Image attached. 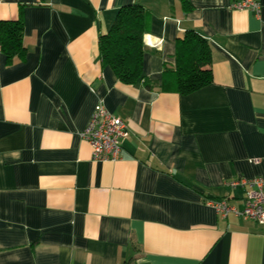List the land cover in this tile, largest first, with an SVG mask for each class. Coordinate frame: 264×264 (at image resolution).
<instances>
[{"label":"crops","instance_id":"0c3cea01","mask_svg":"<svg viewBox=\"0 0 264 264\" xmlns=\"http://www.w3.org/2000/svg\"><path fill=\"white\" fill-rule=\"evenodd\" d=\"M0 0L22 16L23 60L0 52V264H264V225L222 219L205 200L241 211L264 179V0ZM148 14L143 75L121 84L98 38L116 12ZM197 33L212 83L161 90L175 42ZM127 124L120 160L94 161L81 139L95 106Z\"/></svg>","mask_w":264,"mask_h":264},{"label":"trees","instance_id":"16d2710c","mask_svg":"<svg viewBox=\"0 0 264 264\" xmlns=\"http://www.w3.org/2000/svg\"><path fill=\"white\" fill-rule=\"evenodd\" d=\"M148 14L138 4L120 8L108 32L98 38L101 65L109 67L124 85L150 84L143 75V36L148 25ZM0 52L7 63L23 60L22 16L16 21H0ZM210 46L197 33L186 31L175 42V66H164L161 90L188 95L212 83Z\"/></svg>","mask_w":264,"mask_h":264},{"label":"built area","instance_id":"2783aa9c","mask_svg":"<svg viewBox=\"0 0 264 264\" xmlns=\"http://www.w3.org/2000/svg\"><path fill=\"white\" fill-rule=\"evenodd\" d=\"M231 8L235 10L251 11L256 16L260 13L259 0H232ZM145 47L159 50L162 39L143 36ZM127 124L119 118L114 117L104 108L102 102L98 103L90 121L80 133L81 139L86 141L92 150L94 161L120 160L122 144L128 136ZM230 188H247L244 208L238 211L229 205L226 199L205 200L206 206L212 208L222 219L233 214L243 220H250L256 224L264 225V179L254 177L251 179L238 178L229 183Z\"/></svg>","mask_w":264,"mask_h":264}]
</instances>
